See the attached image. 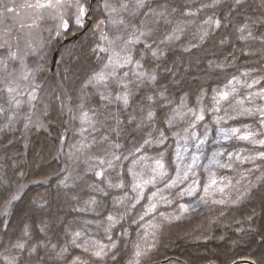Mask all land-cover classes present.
<instances>
[{
    "label": "trees",
    "instance_id": "trees-1",
    "mask_svg": "<svg viewBox=\"0 0 264 264\" xmlns=\"http://www.w3.org/2000/svg\"><path fill=\"white\" fill-rule=\"evenodd\" d=\"M138 7L133 48L144 45L138 38L156 14L163 22L151 31L168 30L163 57L142 62L148 74L124 78L119 89L93 86L99 43L85 36L69 52L76 58L69 79L54 80L57 93L52 78L42 80L47 130L25 145L15 140L19 132L0 141V264H264V178L257 182L251 155L236 162L226 193L196 204H185L178 181L168 184L174 176L145 193L138 186L152 170L180 172L186 150L194 154L206 139L207 123L212 134L237 141L255 123L247 105L260 99L249 85L261 74L243 72L242 54L264 52V0H140ZM93 14L98 21L99 10ZM166 14L181 21L178 29L163 26ZM62 94L70 115L59 105ZM79 111L86 119L76 124ZM258 164L264 169V159Z\"/></svg>",
    "mask_w": 264,
    "mask_h": 264
},
{
    "label": "rangeland",
    "instance_id": "rangeland-1",
    "mask_svg": "<svg viewBox=\"0 0 264 264\" xmlns=\"http://www.w3.org/2000/svg\"><path fill=\"white\" fill-rule=\"evenodd\" d=\"M89 1L0 0L5 4V9L0 5V141L3 142L5 139L6 142L7 136L19 132V138L17 136L15 140L25 145L37 132L47 130L45 119L48 91L42 89L44 86L42 80L46 77L52 78L50 92L57 93V83L54 80L57 76L63 82L65 81L63 77L67 79L71 71L70 65L76 59L75 56L70 58L69 52L74 51L85 36H88L87 44L96 37L99 43L97 46L99 62L97 61V69L95 68L97 73L93 72L96 73L92 82L93 86L95 82L105 81V84L108 83L107 88L119 89L124 86V78L129 79L136 72L144 75L150 72L152 68L148 67L146 70L142 67V62L163 57L165 48L162 44L168 45L166 44L169 39L168 30L156 36L151 31L163 22L158 20V14L154 16V23H151L152 29L143 33V38H138L139 42L144 43L141 49L136 50L132 47V43H135L134 34L137 35V28L142 24L137 21L140 0H98L94 7H89ZM81 8L84 9L83 14L80 11ZM95 8L99 10L100 19L98 21L93 16ZM144 13L145 9L140 18ZM167 15L164 16L166 23L163 26L170 25L173 30L178 29L181 21L169 22L170 18ZM242 28L244 29V25L238 29ZM126 31L133 32V34L129 35L130 37L122 36ZM80 33L83 34L78 40L67 42ZM184 35L172 36L181 38ZM201 39H205L203 34ZM155 41H159L161 45L157 46ZM55 52L58 53V62L61 58L68 60L65 66L59 67L57 63L53 68L52 60ZM242 57L248 62L245 63L243 72L253 71L254 74H261L260 80L249 85L257 93V99H260L257 101L258 104L247 105L248 113L257 116L255 123L246 127L249 130L244 135H240L239 141L236 138L234 140L233 135L225 136L221 131H217L215 135L212 134L213 127L207 123L205 128L209 127V131L205 136L206 139L198 143L199 148L194 154L186 150L181 171L177 170L171 175L169 167L152 170L151 177L143 178L138 182L143 193L151 188L159 178L169 180L170 176L174 177L168 184L178 181L187 194L185 195L188 199L185 203L187 205L196 204L209 195L217 194L216 192L226 193L231 187L230 174L237 161L246 159L243 157L245 154L251 155L259 167L257 169L254 166L253 170V172L259 171L257 182L264 178V169L258 164V159H264V52L256 55L242 54ZM251 59L257 62L252 63L249 61ZM165 70L161 68L159 71L166 72ZM109 76L123 78L118 81ZM66 88L70 90L68 83ZM61 97L59 105L61 108L64 107L70 115L72 107L64 100L63 94ZM53 103L58 104L56 98L49 100L50 105ZM259 117L258 123L257 118ZM72 118L78 124L77 122L86 119V115L83 111H79V114L74 112ZM249 120L252 119L249 118ZM256 123L257 125L254 126ZM26 187L24 185L18 190L13 201H18ZM13 201L5 207L1 217H9ZM187 205H184L183 209H186ZM184 214L181 213L179 216Z\"/></svg>",
    "mask_w": 264,
    "mask_h": 264
},
{
    "label": "water",
    "instance_id": "water-1",
    "mask_svg": "<svg viewBox=\"0 0 264 264\" xmlns=\"http://www.w3.org/2000/svg\"><path fill=\"white\" fill-rule=\"evenodd\" d=\"M93 1H95V0H93ZM82 34L83 33L77 34L72 39H69L67 42L72 41V40H78ZM57 61H58V53L55 52L54 58L52 60L53 68L56 67ZM233 264H253V263L248 261V260H240V261L234 262Z\"/></svg>",
    "mask_w": 264,
    "mask_h": 264
},
{
    "label": "flooded vegetation",
    "instance_id": "flooded-vegetation-1",
    "mask_svg": "<svg viewBox=\"0 0 264 264\" xmlns=\"http://www.w3.org/2000/svg\"><path fill=\"white\" fill-rule=\"evenodd\" d=\"M97 1L98 0H96V1L90 0L89 1V7H94V5L96 4Z\"/></svg>",
    "mask_w": 264,
    "mask_h": 264
},
{
    "label": "snow or ice",
    "instance_id": "snow-or-ice-1",
    "mask_svg": "<svg viewBox=\"0 0 264 264\" xmlns=\"http://www.w3.org/2000/svg\"><path fill=\"white\" fill-rule=\"evenodd\" d=\"M80 11H81L82 14L84 13V9L83 8H81ZM244 138H247V137H244Z\"/></svg>",
    "mask_w": 264,
    "mask_h": 264
}]
</instances>
